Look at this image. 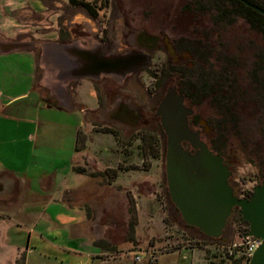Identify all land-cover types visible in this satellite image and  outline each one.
<instances>
[{"label": "rangeland", "instance_id": "374dc122", "mask_svg": "<svg viewBox=\"0 0 264 264\" xmlns=\"http://www.w3.org/2000/svg\"><path fill=\"white\" fill-rule=\"evenodd\" d=\"M166 1L28 0L14 14L27 44L55 38L73 53L82 51V103H75L82 124L71 165L81 177L58 188L64 202L84 210L72 232L93 247L86 257L52 253L41 250L38 238L27 264H162L163 255L181 253L195 264H244L209 249L217 240L238 239L244 226L231 220L211 240L181 218L169 196L166 137L154 112L169 86L181 89L198 114L191 128L232 153L236 183L251 186L264 176L258 166L264 167V41L244 28L230 40L228 22L235 17L217 10L199 15L197 27H165L175 11L161 7ZM208 23L212 30L200 31ZM70 88L73 94L75 84ZM3 230L0 225V264H25L27 249L16 255ZM46 239L55 244L59 238Z\"/></svg>", "mask_w": 264, "mask_h": 264}, {"label": "crops", "instance_id": "0c3cea01", "mask_svg": "<svg viewBox=\"0 0 264 264\" xmlns=\"http://www.w3.org/2000/svg\"><path fill=\"white\" fill-rule=\"evenodd\" d=\"M27 2L0 0V225L16 255L27 249L25 264L38 238L43 251L85 257L93 251L83 234L79 241L72 232L84 210L64 202L58 188L81 177L71 165L82 124L75 106L82 103V51L73 53L55 38L24 42L14 14ZM47 237L59 239L53 244ZM192 257L165 254L160 263L195 264Z\"/></svg>", "mask_w": 264, "mask_h": 264}, {"label": "water", "instance_id": "95a60500", "mask_svg": "<svg viewBox=\"0 0 264 264\" xmlns=\"http://www.w3.org/2000/svg\"><path fill=\"white\" fill-rule=\"evenodd\" d=\"M154 113L166 137L169 196L183 221L207 237L219 238L233 208L238 207L241 219L249 225L246 235L262 240L248 264H264V180L253 187L249 198L233 194L228 184L230 169L201 139L200 130L190 127L194 109L176 87L165 90Z\"/></svg>", "mask_w": 264, "mask_h": 264}, {"label": "flooded vegetation", "instance_id": "af4514ba", "mask_svg": "<svg viewBox=\"0 0 264 264\" xmlns=\"http://www.w3.org/2000/svg\"><path fill=\"white\" fill-rule=\"evenodd\" d=\"M172 1L174 0H167L161 6L163 7V9L164 8L165 9L175 8V11L171 15H169V13L165 11V14H168L170 18V20L169 19L163 20L162 25L165 27H167L168 25L171 26L172 24L174 26L176 25L177 28L178 27L187 28L188 26L190 27V25H193V27H197V25L202 23V21L198 19L199 15H203L204 13H207L206 10H208V12L217 10L221 12L223 15H229V16L233 15L235 17L232 22H228L229 24L227 28L229 31V35L230 34L234 35V36L230 35V40L231 39L233 40L236 34H238L239 30L244 28L245 30L251 31L253 34H255L253 36H255L256 40L258 37V40L260 39V41L261 40L264 41V13L258 10L260 9L264 11V0H213V4L215 5H210L209 9H207L208 7L206 8L202 4V0H177L178 3L180 2V4H175V5H172L174 3ZM190 9H193L192 11L196 13L192 12ZM210 22L212 24V20H210ZM238 22L241 23V25ZM236 24H239V25H236ZM210 27L211 29L208 30V28ZM199 29L200 31H205V30L211 31L212 26L208 23V24H204ZM194 113L191 116H193ZM197 123H198V120H197ZM197 129L200 130V136H201V139L203 140L202 129L196 128L195 130ZM190 152H193V150L191 149ZM213 153L221 156L223 158V163L230 169V176L228 178V184L232 188L233 194L235 195L237 192L238 186H237L235 178L233 177L234 173L231 170L233 166L230 160V157H232V153L230 154L228 151L226 152L223 150H219L217 152L213 151ZM258 166L260 169L264 168L260 163H258ZM258 180L259 181L261 180V176H259ZM233 211H234V208L231 214L233 213Z\"/></svg>", "mask_w": 264, "mask_h": 264}, {"label": "built area", "instance_id": "2783aa9c", "mask_svg": "<svg viewBox=\"0 0 264 264\" xmlns=\"http://www.w3.org/2000/svg\"><path fill=\"white\" fill-rule=\"evenodd\" d=\"M259 184L258 178L253 182L251 186L237 184L238 189L235 194L237 198H249L252 194L253 187ZM237 229L239 226H237ZM247 231L245 228L242 230L238 229V239H222L214 242L213 245L209 246L212 252L219 256L220 258L233 259L248 264L254 251L261 244L262 240L260 238L254 237L252 235H246ZM142 254L137 253L134 256L135 260H140Z\"/></svg>", "mask_w": 264, "mask_h": 264}, {"label": "trees", "instance_id": "16d2710c", "mask_svg": "<svg viewBox=\"0 0 264 264\" xmlns=\"http://www.w3.org/2000/svg\"><path fill=\"white\" fill-rule=\"evenodd\" d=\"M74 1V0H73ZM92 13H94V11H92ZM179 92H181L182 93V90L180 89L179 90ZM217 94V93H216ZM163 95V94H162ZM162 96H160V98H161ZM160 100V99H159ZM216 100H217V98H216ZM219 103H221V102H219L218 100H217V104H219ZM225 112H226V110H225ZM197 120H198V114H195L194 113V115L193 116H191V117H189V124H190V127H191V125H195L196 123H197ZM161 127V126H160ZM105 131H111L112 133H114L115 134V131H113V130H110V129H106ZM79 136H80V131H78L77 132V135H76V140H75V149H78L77 148V144H78V141H79ZM206 143H207V145H208V147L212 150V151H219V147L217 146V145H215V143L213 142V141H210V142H208V141H205ZM153 145H151V147H152ZM184 147L185 148H189V145L187 144V143H184ZM191 150V149H190ZM108 171H110V170H108ZM114 173H116L115 171H114V169L112 170ZM261 180L263 181L264 180V176H262V178H261ZM252 194V193H251ZM233 221V223H235L237 226H244V228H245V230L246 231H248V228H249V225H248V222L247 221H243L242 219H241V214L239 213V208L238 207H234V211H233V213L230 215V217L227 219V222H226V224L229 222V221ZM225 224V225H226ZM192 227V226H191ZM198 230V229H197ZM199 231V230H198ZM200 232V231H199ZM201 233V232H200ZM203 234V233H202ZM204 235V234H203ZM205 236V235H204ZM207 237V236H206ZM207 238H209V239H211V240H217V238H210V237H207Z\"/></svg>", "mask_w": 264, "mask_h": 264}]
</instances>
